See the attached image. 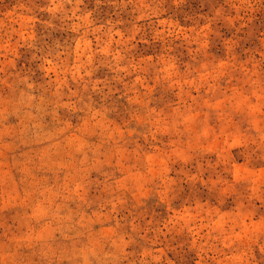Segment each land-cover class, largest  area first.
Segmentation results:
<instances>
[{
  "label": "rangeland",
  "instance_id": "obj_1",
  "mask_svg": "<svg viewBox=\"0 0 264 264\" xmlns=\"http://www.w3.org/2000/svg\"><path fill=\"white\" fill-rule=\"evenodd\" d=\"M0 264H264V0H0Z\"/></svg>",
  "mask_w": 264,
  "mask_h": 264
}]
</instances>
